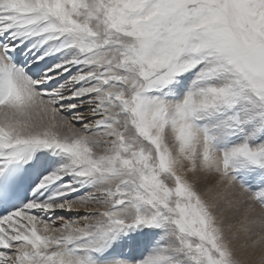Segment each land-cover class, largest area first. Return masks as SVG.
<instances>
[{
	"label": "snow or ice",
	"instance_id": "snow-or-ice-1",
	"mask_svg": "<svg viewBox=\"0 0 264 264\" xmlns=\"http://www.w3.org/2000/svg\"><path fill=\"white\" fill-rule=\"evenodd\" d=\"M0 264H264V0H0Z\"/></svg>",
	"mask_w": 264,
	"mask_h": 264
}]
</instances>
